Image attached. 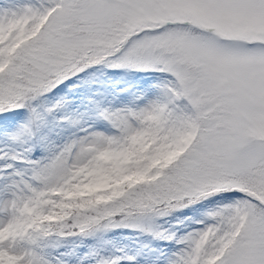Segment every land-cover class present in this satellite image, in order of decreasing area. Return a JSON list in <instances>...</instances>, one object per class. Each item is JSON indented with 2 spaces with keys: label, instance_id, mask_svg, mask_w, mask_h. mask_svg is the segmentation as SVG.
<instances>
[{
  "label": "snow or ice",
  "instance_id": "6c2138e0",
  "mask_svg": "<svg viewBox=\"0 0 264 264\" xmlns=\"http://www.w3.org/2000/svg\"><path fill=\"white\" fill-rule=\"evenodd\" d=\"M97 68L128 103L80 95ZM122 229L151 264H264V0H0V264H148Z\"/></svg>",
  "mask_w": 264,
  "mask_h": 264
},
{
  "label": "trees",
  "instance_id": "16d2710c",
  "mask_svg": "<svg viewBox=\"0 0 264 264\" xmlns=\"http://www.w3.org/2000/svg\"><path fill=\"white\" fill-rule=\"evenodd\" d=\"M139 78V75H128L125 77L122 73L115 70H107L103 68L92 69L90 70L89 74L86 75L85 83H83L81 86V91H92L95 93L104 92L107 88V85L110 84L112 80H116L120 87L128 86L129 88L131 87L133 89L134 87L132 86L135 85ZM183 210L170 217L168 223L171 221H179L183 216ZM106 239L110 242V247L121 248L128 254L143 252L145 250L149 252L156 250L157 252L162 247L159 242L153 240L150 236L142 235L139 232H132L130 230L122 229L109 232L106 235ZM154 258V256L148 258V264H151ZM141 264H145L144 260H141Z\"/></svg>",
  "mask_w": 264,
  "mask_h": 264
},
{
  "label": "rangeland",
  "instance_id": "374dc122",
  "mask_svg": "<svg viewBox=\"0 0 264 264\" xmlns=\"http://www.w3.org/2000/svg\"><path fill=\"white\" fill-rule=\"evenodd\" d=\"M127 88L129 87L128 86L120 87L119 83L116 80H112L110 84L107 85V88L104 92H97L99 95H96L95 99L97 100L104 99L106 103L111 101L115 106L119 107L123 104L128 103L132 97V92L135 91V88H133L132 91L128 92L127 95H118V92L120 89H127ZM93 93L95 92L80 91V95L82 97H91ZM83 110H84V106L81 105V111ZM20 122L22 121H17V123H20ZM89 123H92L91 119L86 120L85 126H87V124ZM98 127L102 129L103 126L98 125ZM73 133H75V130H71L69 133H66L65 135H71ZM208 210H209V206L206 204L190 206V208L183 210L182 212L183 216L181 217L179 221L177 222L171 221L166 224V227L170 228L172 232H177V233H182L184 231H190L193 228L197 227L196 222L203 219L204 214H206ZM175 225H178L179 227H174ZM143 253L146 255L147 258H151V256L155 257L157 252L156 250L154 251L152 250L151 252L145 250L143 251Z\"/></svg>",
  "mask_w": 264,
  "mask_h": 264
}]
</instances>
